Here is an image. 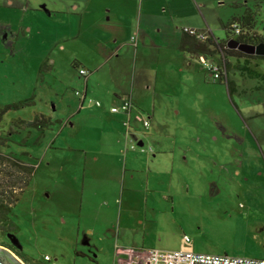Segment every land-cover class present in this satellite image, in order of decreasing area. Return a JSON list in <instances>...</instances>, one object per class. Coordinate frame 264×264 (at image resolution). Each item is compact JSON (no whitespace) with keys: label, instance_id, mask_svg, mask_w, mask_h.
I'll list each match as a JSON object with an SVG mask.
<instances>
[{"label":"rangeland","instance_id":"374dc122","mask_svg":"<svg viewBox=\"0 0 264 264\" xmlns=\"http://www.w3.org/2000/svg\"><path fill=\"white\" fill-rule=\"evenodd\" d=\"M129 1L135 10L142 2ZM156 1L161 33L142 38L136 34L137 21H128L129 33L119 36L129 47L122 52L128 53L97 56L100 48L109 53L117 48L102 32L106 23L92 37L73 39L79 25L64 23L67 17L61 15L60 22L36 21L44 32L33 33L31 40L20 37L15 55L11 48L8 54L13 56L0 54V107L34 99L32 106L8 112L1 130L17 120L32 121L41 116L37 113L52 122L43 134L30 129L33 141L41 134L39 144L19 146L25 128L8 144L13 155L24 159L29 151L35 158L36 170L22 205L26 214L17 208L12 215L21 228V250L35 261L144 264L149 250H190L185 245L205 254L264 259V79L249 78L231 65L229 79L236 92L230 94L226 81L213 79L204 65L217 66L213 61L219 56L207 53L200 63L180 51L176 37L169 39L165 31L170 30L163 31L177 26L180 34L186 27L204 28L221 44L231 39L225 26L243 15L244 6L258 5L256 29L264 38V0H202L203 16L199 11L194 18L198 24L190 17L194 0ZM174 4L183 10L173 18ZM21 16L22 11L19 20ZM66 35L71 37L63 41ZM229 59L237 68L246 63ZM45 61L48 68L43 67ZM75 63L87 73L80 74ZM248 66L264 73V59L254 57ZM114 95L131 96L140 115L151 116L148 129L141 120L131 122L137 132L131 143L124 125L127 114L111 111L120 103ZM66 122L78 123L79 129ZM120 137L129 149L128 161L134 155L140 163L132 170L123 162L116 177V168L105 166V159L92 158L104 156L99 151L113 152ZM23 183L16 187H25ZM89 232L90 243L98 246L90 252L92 259L78 255L69 263L68 251L75 257L70 243L82 246Z\"/></svg>","mask_w":264,"mask_h":264},{"label":"crops","instance_id":"0c3cea01","mask_svg":"<svg viewBox=\"0 0 264 264\" xmlns=\"http://www.w3.org/2000/svg\"><path fill=\"white\" fill-rule=\"evenodd\" d=\"M141 1H142L141 6L138 7L137 10H135V6H133L129 0H107L106 2L102 4H98L97 0H0V49L2 50L0 54H2L3 57L8 56V55L9 56L15 55L17 53V49H16L17 40L20 37L31 40L33 33L42 34L44 32V31L39 30L42 27H37L36 21H43V20L49 21L48 19H53V21L55 20V21L60 22V20H58L57 18L61 15L64 18L67 17L64 23L70 26H72L71 24H75V23L79 25V28H80L79 33L78 35H74L73 39H79L81 35H84V34H86V36L89 35L92 37L95 31H97V27L101 26V24L104 22L106 23V27L104 30H102V32L105 35H107V38L117 48L112 53H109L108 49L101 50L100 48L99 49L100 51L96 53L97 56L107 55L110 57L111 56L116 57V56H119L121 53L123 54H125V52L128 53V51L122 52V50L124 49L126 50L129 47L127 46V44H125L122 40L119 39V36L123 34L127 35L129 33V27L132 24V22H128V21H133V22L137 21L139 29L136 34L141 35L142 38L151 37L150 36L151 33L153 34L161 33V27L157 25V24H160V21H159L160 14H158L155 11V9H157V11L159 10V3L157 1L155 2V0H145V1L141 0ZM169 1H172V0H169ZM189 6L192 8V13L190 17L193 18L192 20L198 24V22L194 20V18L197 16V13L199 11H200V14L203 16L202 11L200 10L201 6L203 7L202 0L191 1V5ZM255 6L257 7V9L260 8V6L258 5H255ZM244 7H246V10L250 9L249 6H244ZM181 10L183 9L180 8L179 5L173 6V12L171 14L172 15L171 17L174 18L176 16H179L182 13ZM21 11H22V16H21L22 19L20 18L19 20L18 15H20ZM161 12L165 13L166 9H162ZM144 21L146 22L150 30L148 29V27H145V26L143 28ZM15 22L17 23L16 26L14 24ZM20 23H21V26L18 27ZM55 23H58V22H55ZM87 25H90V27H88ZM191 29H194V28H191ZM164 30H170V31H165V34L168 35L170 40H171V37L173 38L176 37V40L178 41V46L180 49L181 41L184 35L183 29H181L180 34L176 33L179 30L177 26L169 28V29L164 28L163 31ZM196 30L200 31L201 34L207 33L204 30V28H200ZM46 32H49V31L45 29V33ZM175 33H176V36H174ZM70 37L71 36L66 35L65 37H63L64 39L63 41H68ZM210 37L212 36L210 35ZM61 40L62 38H59L58 42ZM125 40L126 38H124V41ZM155 46H151V47L155 48ZM10 48L12 49L11 52L13 55L8 54L10 52ZM61 48L64 49L63 46H61ZM111 50H113V48ZM118 51H121V52L118 53ZM186 54H190V53H186ZM134 55H135V60L137 63V59H138L137 49H135ZM191 55L193 59H196L197 57L196 55H193V54ZM45 62L48 68L49 67L48 62L47 61ZM85 91H87L88 93V82L85 83ZM114 97L120 99V103H118L119 105L123 101L129 99L131 96H120V95L115 96L114 95ZM134 104H135V110L131 111V113L127 115V119L130 120L131 122L132 121L135 122V120L137 119V115L141 113L140 108L136 106L137 104L135 102ZM134 111H136L137 114H133ZM10 112H16V111H10ZM35 115H46V114L37 113ZM148 117L149 118L147 119L150 121L151 116L148 115ZM124 121H125V118H124ZM66 124L67 125L69 124L72 129H76V130L79 129L78 123L66 122ZM111 126H113L114 129L117 128L114 124H112ZM126 137H128L127 139L128 142L130 141L131 143L132 139H135L137 137V132L135 131V129H133L131 134L127 132ZM138 142L139 144L142 143V141H139V140ZM112 147H113V152L109 153L107 151H99V153L104 156H98V157L95 156L92 158V161L98 162L100 160L104 161L105 159L106 164L104 165L108 166L110 169L116 168V171H117L116 177H117L120 175V172H122L121 167H122L123 162L125 163V167H128L127 161H128V155L130 153H129V149L127 146H126V150L123 147V137H120ZM131 150L133 151V149ZM133 157L134 155H132L129 159L130 161H128V165L130 169L132 168V170H134L140 163V161H138L137 159L138 157H134V158ZM115 158L117 159L115 160ZM85 160H87L86 155H85ZM124 172H125L124 173V183H125L126 175L128 172L126 169L124 170ZM130 178L131 180H133L134 175L131 174ZM131 187L132 185L130 186V188ZM145 199L147 200V198ZM184 241L186 243H190L191 239L190 241H186L184 239ZM186 246H188L190 249L186 251L195 250L194 245L192 248L189 245H185V247Z\"/></svg>","mask_w":264,"mask_h":264},{"label":"trees","instance_id":"16d2710c","mask_svg":"<svg viewBox=\"0 0 264 264\" xmlns=\"http://www.w3.org/2000/svg\"><path fill=\"white\" fill-rule=\"evenodd\" d=\"M259 9V8H258ZM257 7L250 8L244 11L243 15L238 18H234L230 21L226 26L225 29L227 30V35H231V39L224 41L223 43H218L215 41L213 37L207 36V39L202 40L200 38L201 32L195 30V34H189L185 32V28L183 29L184 35L181 41L180 49L182 52L190 53L196 55L201 63L202 58H207L205 56L207 53H211V55L219 56L220 60L213 61L217 63V66L220 68L222 74L221 78L226 81L228 84L229 93L236 92V88L234 87V82L229 79V69L231 65H234V68L242 70V75H247L249 78H259L262 80L264 79V73L259 72L256 69H253L252 66H248V61L253 60L254 57H259L264 59L263 56H251L246 55L238 50L230 49L228 47L229 40H235L239 43L243 44H250V45H257L260 43H264V38L257 33L256 29V17L259 13ZM235 26L238 28L239 32L235 29ZM229 58H241L245 59L246 63L239 68L236 67V63L232 64ZM43 65V67L47 68V64ZM214 63H212L213 65ZM73 66L79 67L78 64H74ZM214 66V65H213ZM79 73L81 71H85L84 69L78 68ZM219 70V71H220ZM87 73V72H86ZM83 75V74H82ZM82 100L85 101L87 98V91L82 95ZM126 102L130 104V110L125 114H130L131 111L135 110L134 101L131 97ZM124 102V101H123ZM34 104V99L30 98L27 100L10 103L5 105L4 107H0V234H4L11 230L13 227L18 226V224L13 220V216L15 213L14 211L17 208H20V211L25 215L26 210L22 206L23 202L27 198V194L29 191V187L31 181L34 177V173L36 170V164L34 156L29 151H25L24 159L18 157V155H13V153L8 152L9 143L16 142L12 138L14 136L20 135V129H28V132L25 136H21L20 140L22 141L19 143L20 147H25L29 144V142H33L30 145L35 146L40 143L41 134L46 127L52 125V122L47 117L41 115L36 116L32 121H25V120H17L16 122L12 123V125L8 128L7 131L1 130V123L4 120L5 115L10 111H19L24 108L30 107ZM101 106V105H100ZM114 107V106H113ZM139 117L135 120L140 122V120H144V118L138 114ZM149 118V117H148ZM147 119V118H145ZM148 120V119H147ZM149 121V120H148ZM126 123V122H125ZM124 123V125H125ZM150 126V121H149ZM145 127L146 129L149 128ZM127 132L131 134L132 127L131 121H127V125L125 126ZM40 131L41 134H37L34 137V141L31 139L32 137V130ZM7 133V135H6ZM39 133V132H38ZM32 140V141H31ZM2 150V151H1ZM22 151V152H24ZM26 157V159H25ZM24 182V183H23ZM20 183H23L25 187H16ZM28 189L26 194V189ZM20 190V191H19ZM19 191V192H18ZM18 194V195H17ZM22 194L21 196H19ZM26 194V195H25ZM24 197V199H23ZM47 257V261L49 256ZM45 260V259H44Z\"/></svg>","mask_w":264,"mask_h":264},{"label":"built area","instance_id":"2783aa9c","mask_svg":"<svg viewBox=\"0 0 264 264\" xmlns=\"http://www.w3.org/2000/svg\"><path fill=\"white\" fill-rule=\"evenodd\" d=\"M237 32L238 28L235 26ZM185 32L189 34H195V30L185 28ZM202 40L207 39V35L203 34L200 36ZM203 58L200 60L202 62ZM205 62V61H204ZM203 63V62H202ZM210 71L213 79L221 78V70L218 66L212 64H204ZM220 70V71H219ZM81 74H86L85 71H81ZM80 94V93H77ZM97 106L101 104L96 102ZM129 102H122L118 106L111 108L113 113H127L130 110ZM145 127L149 126V121L147 119L142 120ZM127 122L125 123V126ZM186 241H189L188 237H185ZM144 264H264V259H255V258H244V257H231L228 255H213V254H204L194 251H161L157 249H152L143 255Z\"/></svg>","mask_w":264,"mask_h":264},{"label":"flooded vegetation","instance_id":"af4514ba","mask_svg":"<svg viewBox=\"0 0 264 264\" xmlns=\"http://www.w3.org/2000/svg\"><path fill=\"white\" fill-rule=\"evenodd\" d=\"M9 234L11 235V237H9ZM13 236H15L16 238L14 239ZM91 237H92L91 233H88V234L85 233L82 246H79V242L78 243L75 242L74 245L70 243L68 249L75 248V257H74V254L71 255L69 251L67 250L68 251L67 260L69 261V263L76 262V259L79 256L86 257L89 260L92 259V257L90 256V252H92L94 247L98 249V246L94 243L92 244L90 243ZM20 239H21V242H20ZM12 240H15L16 244H14ZM0 244L3 246V247L0 246V254L3 256H6V258L10 260H14L13 262L15 264H45L46 262V261L44 262L35 261L33 258H31V256L27 255L24 252V250H21L22 238H21V228L19 226L13 227L11 230H9L8 232L2 235L0 234ZM14 253L17 254L19 258L15 256ZM94 259H96V256H94ZM98 264H101V263H98Z\"/></svg>","mask_w":264,"mask_h":264},{"label":"water","instance_id":"95a60500","mask_svg":"<svg viewBox=\"0 0 264 264\" xmlns=\"http://www.w3.org/2000/svg\"><path fill=\"white\" fill-rule=\"evenodd\" d=\"M227 45L230 49L238 50L246 55L264 57V43H260L257 45H250V44L239 43L235 40H229ZM9 237H11L10 234ZM13 237L14 239L16 238L15 236ZM12 241L14 244H16L15 240ZM13 261L14 260H10L6 258V256L0 254V264H15Z\"/></svg>","mask_w":264,"mask_h":264}]
</instances>
